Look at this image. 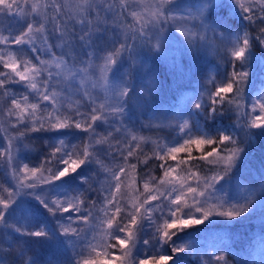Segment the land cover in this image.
<instances>
[{
	"label": "snow or ice",
	"instance_id": "snow-or-ice-1",
	"mask_svg": "<svg viewBox=\"0 0 264 264\" xmlns=\"http://www.w3.org/2000/svg\"><path fill=\"white\" fill-rule=\"evenodd\" d=\"M231 4L246 24L242 34L228 33L207 22L215 0H200L195 7L183 9H177L174 0H0V117H3L0 128L8 140V147L0 151V159L7 158L15 181L10 187L0 185V228L11 229L21 236L50 238L44 228L32 230L25 224L8 221L6 213L17 197L31 194L50 215L68 214L64 222L58 221L57 230L71 249L74 264H114V260L119 264H137L134 255L137 234H141L145 224L153 234L143 244L156 254L146 255L138 264H170L175 255L189 248L187 243H174L173 237L178 232L211 217L228 220L240 217L264 197V181L254 187L240 185L235 202H229L218 190L245 148L254 143L257 131L264 132V94H259L250 108L246 98L254 42L264 47V0H231ZM4 19L9 21L6 26ZM169 28L183 37L189 51L208 47L207 34L211 33L213 41L219 42L229 56L231 71L226 79L214 84L215 91L205 88L200 93L208 95L210 107L197 99L191 107L211 119L214 114L229 111L224 108L225 103L235 104L239 136L193 130L188 116L179 107L167 115L148 111L162 124L174 121L181 135L174 141L175 146L167 147L163 154L157 153V158L163 161V178L157 181L149 176L154 187L145 182L144 192L135 196L131 208L125 211L123 188L128 173L123 165L133 170L137 167L130 163L136 154L133 144L137 137L131 135V140L128 139L129 125L133 130L135 125L128 121L127 105L137 96L151 99L159 86L156 74L148 71L139 52L146 49L154 54L164 53ZM248 28L258 29L255 39ZM125 58L129 67L119 80H114V68ZM138 67L146 74L139 85L133 79ZM16 86L23 90H17ZM65 129L83 133L82 149L71 145L70 150L68 142L58 139L49 146L41 168L15 162L13 148L30 139L31 133ZM193 146L200 155L192 154ZM160 147L163 151L165 146ZM180 153L187 156L178 161ZM148 159L145 157L144 162ZM105 160L115 166L107 167ZM167 161L176 162L175 167ZM89 163L97 166L93 174L97 180L101 176L99 169L106 173L103 183L107 187L100 191H106L107 195L97 199L115 209V214L106 218V230L116 244L103 241L104 247L114 248L118 244L122 257L108 259L105 254L101 258L97 252L99 245L88 240L80 226L81 222L91 224L96 219L93 213L96 201L81 207L83 201L79 197L84 195L83 191L72 197L65 195L63 202L60 196L37 191ZM177 168L186 173L183 183L177 179L180 173L173 176ZM45 171L47 176L43 174ZM93 176L83 178L89 189L94 188L89 184ZM189 176L195 180V186L187 182ZM159 220L163 223L158 225ZM4 240H8L6 235ZM156 241L168 245L172 255L162 254L155 246ZM258 247L260 259L257 262L253 257L251 264H264V241ZM9 252L19 255V264H34L23 241L0 242V264H5L3 255ZM212 264H229V260L220 252L212 256Z\"/></svg>",
	"mask_w": 264,
	"mask_h": 264
},
{
	"label": "trees",
	"instance_id": "trees-1",
	"mask_svg": "<svg viewBox=\"0 0 264 264\" xmlns=\"http://www.w3.org/2000/svg\"><path fill=\"white\" fill-rule=\"evenodd\" d=\"M199 3L200 0H174V6L177 9H183L187 6L195 7ZM206 19L208 23L218 25L231 34L237 32L242 34L246 27L245 22L238 16L237 10H234L231 0H215V6L209 10ZM3 25L5 26V23H3ZM247 30L252 34L253 39H255L258 29L248 28ZM207 40L208 47L203 46L196 51H189L187 45L183 41V37L176 32L174 28H169L166 32V49L164 53L154 54L146 49H140L139 56L141 60L147 65L149 72H154L156 74L159 86L151 99L144 100L142 97L137 96L127 105L128 121L130 124L135 125L134 130L133 126L129 125L130 134L128 139L131 140V135L137 137L135 144H133L136 154L130 159V163L136 164L137 167L135 170L131 168L129 170L135 182H148L149 187L152 188L154 185L148 180L149 176L155 177L157 181L163 178V170L161 168L163 161L157 158V153L163 154V152L167 150V147H170L172 143L174 144V141L181 135L175 127L174 121H167L162 124L160 119H153L148 111L155 110L167 115L176 109L175 107H177L181 99L184 100V94L186 95L194 90L197 94L194 98L204 103L205 107H210L211 102L208 95L205 94L201 96L200 93L203 92L205 88L210 92L215 91L214 84H218L221 80L226 79L227 74L231 71L230 58L222 50V46L219 45V42L213 41L211 33L207 34ZM128 67L129 62L127 59H122L114 68L113 73L117 72L119 75L123 74ZM263 68L264 47H260L258 42H254L249 67V81L246 85L247 99L252 89L261 84V71ZM211 69L213 73H215V82H213V80H206V74H208ZM145 75L146 74L141 68L138 67L133 73L134 82L139 85ZM16 87L19 91L23 90L19 86ZM224 108L229 109V111L214 114L211 119L207 118L205 112L198 111L196 117H193L192 113H190V126H193V130H203L210 135H215L217 132H225L239 136V129L235 125V104L229 105L225 103ZM157 116L159 117V113H157ZM2 119L3 117H0V120ZM66 130L68 134H80L81 138L84 139L83 133L79 130L65 129V131ZM52 133L53 132L48 131L31 133L30 139L24 140L23 143L13 148L12 156L14 157L16 155V157L21 159L24 157L26 161L28 160L31 164H35L36 168H41L42 161L50 151L49 146L53 143ZM12 135H15V133H12ZM180 142L182 143V140ZM0 145H2L3 148L8 147V140L2 128H0ZM25 145H27V147H25ZM136 145H139V147H136ZM160 146H165L163 151ZM206 150L208 149L206 148ZM192 154L198 156L200 152L193 146ZM186 156L187 153H180L177 156V160H183ZM145 157L149 158L147 162H144ZM3 159L6 161V167L4 169H7L8 179L12 180L10 175L11 167L7 162V158ZM167 162L169 164L174 163V161ZM94 166L96 165L89 163L82 165L78 170L90 172L89 178H91L96 172L95 170L90 171ZM44 167H50V165H45ZM192 171H195V169H192ZM43 174L47 176L46 171ZM210 174L211 173H209V175ZM236 178L241 182H246L250 179L251 181L247 182H253L250 183V186L256 185L259 183L258 181H264V132L257 131L254 143L245 148L244 153L234 167L232 173L222 182L226 181L228 187H231ZM70 179V176L63 177L61 180L55 181L49 186H43L37 191L60 196L59 199L61 202L66 199V197H64L65 195L72 197L76 195V192L83 191L84 195L79 197V201H83L81 204L83 207L89 206L92 201H96V204H98L97 192L99 187L94 185L95 183L93 184L97 179L95 176L89 181V184L94 186L93 189H89L88 185L84 186L80 182H69ZM182 181L184 182V179ZM12 182L14 183L15 181L12 180ZM187 182L195 186V180L190 176ZM228 187L226 191L229 190ZM70 194L72 195L70 196ZM138 195L139 194L135 191L125 193V196H127L126 201L131 202L128 196L135 197ZM28 196L30 195L22 194L17 197L16 204L12 205L13 208H11L13 212H17L16 215L21 214V210L26 211L29 203H32L34 207H37V210L43 214L47 221L58 219L57 217H59L60 214H55L54 216L50 215L33 195L32 199L34 200ZM85 197H87V199H85ZM80 226L86 231L83 222ZM0 230L3 231V233L6 232L5 229L3 230L2 228H0ZM214 230L221 231L222 241L225 243L224 250L221 252L225 254L226 259L229 260V264H251L253 259L252 249L260 240V233L262 230L264 231V222L260 221L258 223H253L250 220H237V222L230 221L227 222V224H220L216 227L207 224L190 226L178 232L176 236L173 237L175 244L187 243L189 248L186 249L184 253L175 255L170 264H208L209 261L212 262V246L217 239ZM15 237L17 241L26 239L24 236L18 234L15 235ZM146 238H148V235H145L144 239ZM32 239L36 241V246L27 243V241H23L24 248L27 252L28 249L31 248L35 255L44 254L45 257L48 258L46 260L52 258L60 262H69L70 260L69 264H74V259H72L70 251L67 249V243L57 232V229L53 230L49 239ZM144 239L140 236V240H138L139 244H141ZM42 243H48L49 246H53L51 247V251H43ZM162 254L172 255L168 245H163ZM3 260L5 264H19L20 257L18 254L9 252L3 255Z\"/></svg>",
	"mask_w": 264,
	"mask_h": 264
},
{
	"label": "rangeland",
	"instance_id": "rangeland-1",
	"mask_svg": "<svg viewBox=\"0 0 264 264\" xmlns=\"http://www.w3.org/2000/svg\"><path fill=\"white\" fill-rule=\"evenodd\" d=\"M3 23H5V26H6L7 23H9V21L7 19H4ZM214 74L215 73H213L212 69L209 70V73L206 74L207 75L206 80L207 81L213 80V82H215L214 81L215 80ZM112 76H113L114 80H119L121 78L122 74L119 75V73L115 72V73H112ZM260 83L261 84L258 87H255L254 89H252L251 93H249V95H248L249 108L251 107V103L255 101L256 97L259 96V94H264V93H261V91L264 90V68L261 71V82ZM196 95L197 94H196L195 90L187 93L186 95L184 94V96H183L184 102L182 103L183 99H181V101H179V104L177 105V107H179L183 110V112L185 113V115L188 116V118L190 117V113H192L193 117H196L198 114V111L195 112L191 107V104L194 102V100H195L194 97H196ZM177 107H175V108H177ZM189 126H190V122H189ZM74 130H76V129H74ZM51 135H52L53 143L58 139H63L69 143L68 146H69L70 150H71V145H79L81 147V149L83 148V145L81 144L82 138H81L80 134H74L75 135L74 136V135L68 134L67 130L66 131L65 130H59V131L53 132ZM113 143H115V141H113ZM123 146L126 147L127 142H125V145H123ZM170 146H175V143L174 144L172 143ZM3 149L4 148L2 147V145H0V151H3ZM13 158H14L15 162L21 166L24 163L29 164L30 167L36 166L35 164H31L28 160L26 161L24 157L21 159L19 157H16V155H15ZM105 165L109 168L115 166L114 164H109L107 160H105ZM172 165L175 167L176 162L172 163ZM123 166L126 167L127 173H128L125 176V181H124L125 186L123 188L124 192L130 193L132 191H135L138 194L143 193L145 182H142V183L135 182L132 179V173H129L130 168L127 165H123ZM5 167H6V161L4 159H0V175H1L0 176V185H3L4 187H10L11 185H14L15 182L13 183L12 180L8 179V175H7L8 173H7V169H4ZM96 168H97V166H94L90 171H92V170L96 171ZM99 170L101 172V176L99 177V180L96 179V181H94V182L91 181V182H93V184L95 183L94 185L99 187L98 192H97L98 196L107 195L106 191L103 193H101V191H100L101 189L107 187V185L105 183H103L104 176L106 175V173L104 172L103 169H99ZM177 173H180V175L177 176ZM28 175H31V173L29 172ZM174 175L177 176V179L179 181L183 182L182 180H183L184 176L186 175V173H181L180 168H177L176 172L173 173V176ZM69 176L71 178L69 180V182L70 181L77 182V183L80 182L85 186V184L83 183V178H89L90 172L89 173H88V171L82 172V171H79L77 169L76 172L68 175L67 177H69ZM249 181H251V180L249 179L246 182H241L238 178H236L233 181V185H231V187H228V184L226 181L221 182L220 185H218V190L226 196V198L229 200V202H235L236 198L238 196V188L240 185H246L248 187H254V186H257L261 183L260 181H258L259 183H257L256 185L250 186L251 185L250 183H253V182L247 183ZM69 182H68V184H69ZM177 187H179V184H177ZM227 187L229 189L228 191H226ZM76 194H77V192H76ZM29 195L30 196H28V197L32 199V195L31 194H29ZM71 195L72 194H70V196ZM117 195H119V193H117ZM126 197L127 196H125L124 201H123L126 205L125 211H127V208H131L132 201L134 199V196H132V197L128 196L129 201H131V202H128V201H126ZM32 200H34V199H32ZM189 202H191L190 198H189ZM97 203H98V204H96L97 207H95L93 209V213H94L96 219L93 220L91 222V224L83 223L84 227H86L87 239L91 240L93 244L99 245V247H97V252L101 253V258H104L105 254H107L108 259H113L115 257H122L123 252L121 251L120 246L118 244L114 248H111V247L106 248V247H104V244H103V241H107L109 244H116V241L111 238V236L108 234V232L106 230L107 229L106 218L115 214V209L112 207H108L103 202L102 199H99ZM15 204L16 203H14L13 205H15ZM81 207H83V206L81 205ZM11 208H13V207L11 206ZM11 208L6 213L8 221L10 223H15L17 225L25 224L27 228H30L32 230L44 228L50 234V236L53 233V230L57 229L58 221L64 222L65 217L68 215L66 213L65 214L57 213L58 215L60 214V216L57 217L58 219L47 221V219L44 218L43 214L40 211H38L37 207H34V205L32 203H29L28 208H26L27 209L26 211L21 210V214H18V215H16L17 212H15V211L13 212V210ZM156 215L159 216L160 215L159 212H157ZM237 220L238 221L250 220L253 223H258L260 221L264 222V197L257 199V201L254 203V205L249 209V211L240 217H237V218L232 219V220H228V219L223 218V217H211V218H209V220L204 221L200 225H206L207 224V225L216 227L217 225H220V224L221 225L227 224V222H230V221L231 222H237ZM157 223H158V225L162 224L163 220H159V221H157ZM92 228H94V231L89 230ZM5 231L6 232L3 233V231L0 230V242H4L6 244H14L17 241L15 235H17L18 233H16L15 231H13L11 229H5ZM57 232H58V230H57ZM214 232H215L217 239H216V242L212 246L213 255L220 253L222 250H224V247H225V243H224V241H222L223 239L221 236V231L214 230ZM258 232H260V231H258ZM152 234H153L152 229L149 228L147 226V224H145L143 226L141 234H139V235L137 234L138 240H140V236L142 239H144L145 235H148V238H146V239H149L152 236ZM260 234H261V237L259 238L260 240L255 244L254 248L252 249L253 250V257H256L257 261H259L260 256H261L260 249H259L258 245L260 244L261 241H264V231L262 230V232ZM5 235L8 237L7 241L4 240ZM121 235H124V234H121ZM24 237L26 239L22 240V241H24V242L27 241V243H29L31 245L34 244V246L37 245L36 241H34L32 239V237H26V236H24ZM93 237H95V239H93ZM154 243H155L156 248H159V250L162 252L163 245H160L158 241H156ZM42 244H43V248H42L43 251H51V247H53V246H49L48 243H46V244L42 243ZM67 249H69L70 255L72 256L71 249L69 247H67ZM28 254L32 257L34 264H69L70 263V260H69V262H64V261L60 262L58 260L57 261L54 260L53 258L46 260L48 258H46L44 254L35 255L34 251L32 252L31 248L28 249ZM155 254H156L155 251L149 252V249L144 246L143 241L141 242V244H139V241H138L137 248H136V250H134L135 261L137 262V264H138L139 259L144 258L146 255L150 257V256L155 255ZM93 258H95V253L93 254ZM72 259H74V258L72 257ZM114 264H119V261L114 260ZM208 264H212V262L209 261Z\"/></svg>",
	"mask_w": 264,
	"mask_h": 264
},
{
	"label": "bare ground",
	"instance_id": "bare-ground-1",
	"mask_svg": "<svg viewBox=\"0 0 264 264\" xmlns=\"http://www.w3.org/2000/svg\"><path fill=\"white\" fill-rule=\"evenodd\" d=\"M235 173V172H234ZM236 173H238V172H236ZM244 173V172H243ZM239 174V173H238ZM242 174V173H241Z\"/></svg>",
	"mask_w": 264,
	"mask_h": 264
}]
</instances>
